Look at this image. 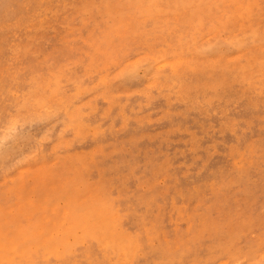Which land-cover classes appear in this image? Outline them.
<instances>
[{
  "label": "rangeland",
  "instance_id": "rangeland-1",
  "mask_svg": "<svg viewBox=\"0 0 264 264\" xmlns=\"http://www.w3.org/2000/svg\"><path fill=\"white\" fill-rule=\"evenodd\" d=\"M0 132V264H264V0H0Z\"/></svg>",
  "mask_w": 264,
  "mask_h": 264
},
{
  "label": "bare ground",
  "instance_id": "bare-ground-1",
  "mask_svg": "<svg viewBox=\"0 0 264 264\" xmlns=\"http://www.w3.org/2000/svg\"><path fill=\"white\" fill-rule=\"evenodd\" d=\"M232 1V0H231ZM245 1V0H244ZM28 2V1H27ZM210 2V1H209ZM240 2V1H239ZM27 4V3H26ZM244 4V3H243ZM243 4H242V6H243ZM59 5V4H58ZM238 5V4H237ZM256 6V5H255ZM59 7V6H58ZM234 7V6H233ZM26 8V7H25ZM245 8V7H244ZM51 9V8H50ZM253 9V8H252ZM48 10H49V8H48ZM234 10H236V8H234ZM247 10V9H246ZM228 12V11H227ZM237 12V11H236ZM245 12V11H244ZM252 12V11H251ZM248 13V12H247ZM5 14V13H4ZM7 14V13H6ZM37 14V13H36ZM36 14H35V16H36ZM54 15V14H53ZM4 16V15H3ZM52 16V15H51ZM186 16V15H185ZM7 17H10V16H7ZM37 19H38V17H36ZM218 18H219V16H218ZM222 18V17H221ZM241 18V17H240ZM239 18V19H240ZM4 19H5V17H4ZM41 19V18H40ZM220 19V18H219ZM221 22V21H220ZM41 23V22H40ZM232 23V22H231ZM243 23V22H242ZM241 24V23H240ZM28 25V24H27ZM2 30V29H1ZM219 30V29H218ZM6 31V30H5ZM250 31V30H249ZM2 33V32H1ZM8 35V34H7ZM235 35V34H234ZM250 35V34H249ZM257 35V34H256ZM227 37V36H226ZM210 39V38H209ZM252 39H254V38H252ZM2 40V39H1ZM235 41V40H234ZM189 57V56H188ZM238 58H239V56H238ZM243 58V57H242ZM247 58V57H246ZM256 59V58H255ZM191 60V59H190ZM225 60V59H224ZM229 60V59H228ZM194 61V60H193ZM220 61V60H219ZM247 61V60H246ZM249 61V60H248ZM179 62V61H178ZM215 62V61H214ZM251 62H252V59H251ZM248 64V63H247ZM179 65V64H178ZM243 65V64H242ZM181 66H183V65H181ZM244 66V65H243ZM175 68V67H174ZM178 70V69H177ZM206 70V69H205ZM247 70V69H246ZM158 71H160L159 69H158ZM172 71V70H171ZM243 71V70H242ZM157 72V71H156ZM263 73V72H262ZM157 74V73H156ZM174 75V74H173ZM177 75V74H176ZM176 75L174 76V77H176ZM156 76V75H155ZM154 76V77H155ZM180 76V75H179ZM256 78V77H255ZM170 79V78H169ZM259 79H260V77H259ZM173 81V80H172ZM179 81V80H178ZM181 81V80H180ZM161 82V81H160ZM165 82H167V81H165ZM13 83V82H12ZM168 83V82H167ZM181 83V82H180ZM121 84V83H120ZM160 84V83H159ZM182 84V83H181ZM180 85V84H179ZM15 86V85H14ZM186 87H187V85H185ZM155 87V86H154ZM195 87V86H194ZM205 87V86H204ZM252 87V86H251ZM179 88V87H178ZM181 88V87H180ZM182 89V88H181ZM187 89V88H186ZM180 91V90H179ZM180 93V92H179ZM182 93H184V92H182ZM95 94V93H94ZM187 94L189 95V93H188V91H187ZM196 94H198V93H196ZM98 95V94H97ZM163 95V94H162ZM170 95V94H169ZM182 95V94H181ZM187 96V95H186ZM166 97V96H165ZM185 97V96H184ZM211 97H209L208 99H210ZM212 99V98H211ZM218 99H220V98H218ZM165 100V99H164ZM192 100V99H191ZM194 100V99H193ZM192 100V101H193ZM205 100H207V99H205ZM186 101H187V99H186ZM189 101H190V99H189ZM191 101V102H192ZM211 101V100H210ZM88 102V101H87ZM184 102V101H183ZM196 103V102H195ZM204 103V102H203ZM208 103V102H207ZM212 104V103H211ZM200 105V104H199ZM198 110V109H197ZM205 110V109H204ZM200 111H201V109H200ZM41 112V111H40ZM43 112V111H42ZM202 112V111H201ZM205 112V111H204ZM44 114V113H43ZM42 114V115H43ZM37 123V122H36ZM33 124V123H32ZM57 124V123H56ZM55 124V125H56ZM50 125V124H49ZM54 125V126H55ZM16 126V125H15ZM16 128V127H15ZM230 128V127H229ZM2 129H4V128H2ZM18 129V128H17ZM22 129V128H21ZM2 131V130H1ZM17 131V130H16ZM19 132V131H18ZM1 133V132H0ZM4 134V133H3ZM14 135V134H13ZM40 135V134H39ZM8 137V136H7ZM37 139H39V138H37ZM40 145V144H39ZM30 146V145H29ZM37 146V145H36ZM65 146V145H64ZM50 147V146H49ZM21 154V153H20ZM52 154V153H51ZM17 158V157H16ZM14 160V159H13ZM16 160V159H15ZM12 162H14V161H12ZM9 164V163H8ZM16 165V164H15ZM21 165V164H20ZM5 167V166H4ZM3 167V168H4ZM13 167V166H12ZM14 170H15V168H14ZM1 171V170H0ZM183 176V175H182ZM142 187V186H141ZM74 203L73 204H69V205H71L72 207H75V209H76V211H78L79 209L80 210H82L83 212H84V216L83 217H79V219H78V221L76 220V223L78 222V224H79V226L81 227V228H83L84 226L86 227V228H90V232H92V234L94 235V236H97V237H100V238H102V239H104V240H106V242L107 243H109V242H112V241H115L114 242V246H115V243H116V245H117V247L121 244V241H122V236L120 235V233L121 232H117L116 231V228H115V226L111 223H109L110 222V218L109 217H107V215H105L104 213H102L100 210H98L97 208H95V209H90V210H87L86 208H84V207H82V208H80V205H76L75 203V201H73ZM65 214V213H64ZM101 218H103V220L101 219ZM71 230V229H70ZM119 231V230H118ZM111 240V241H110ZM97 242H101V241H97ZM103 242V241H102ZM112 246H113V242H112ZM111 246V247H112ZM113 246V248H115ZM119 247H121V246H119ZM259 257H261V255L259 256Z\"/></svg>",
  "mask_w": 264,
  "mask_h": 264
}]
</instances>
